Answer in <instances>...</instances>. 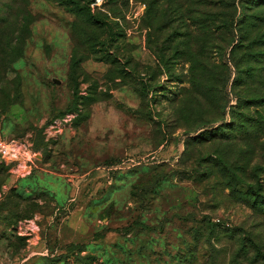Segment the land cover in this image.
Instances as JSON below:
<instances>
[{"label":"rangeland","instance_id":"obj_1","mask_svg":"<svg viewBox=\"0 0 264 264\" xmlns=\"http://www.w3.org/2000/svg\"><path fill=\"white\" fill-rule=\"evenodd\" d=\"M78 1L0 0V264H264V0Z\"/></svg>","mask_w":264,"mask_h":264},{"label":"trees","instance_id":"obj_2","mask_svg":"<svg viewBox=\"0 0 264 264\" xmlns=\"http://www.w3.org/2000/svg\"><path fill=\"white\" fill-rule=\"evenodd\" d=\"M66 3H70L72 7L76 9L80 13V11H84L88 8L86 6H82L78 0H64ZM258 0H246L249 4L257 3ZM262 3V2H261ZM248 6H244V9ZM23 15L21 18H18L19 26L14 25V29L10 26H7L5 29L1 31L0 35V64L5 63H12L17 56L20 55L25 40L27 39L30 31H29V25H30V14L27 12L26 9L22 10ZM86 12V11H85ZM89 14L91 12L89 11ZM12 35V38H10V34ZM4 34V36H3ZM16 43H15V41ZM8 50H7V49ZM263 258H264V254Z\"/></svg>","mask_w":264,"mask_h":264}]
</instances>
